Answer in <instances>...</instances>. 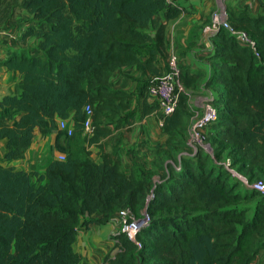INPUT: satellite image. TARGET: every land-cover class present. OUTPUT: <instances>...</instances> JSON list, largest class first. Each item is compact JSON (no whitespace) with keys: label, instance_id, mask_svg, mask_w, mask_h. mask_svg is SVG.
<instances>
[{"label":"trees","instance_id":"16d2710c","mask_svg":"<svg viewBox=\"0 0 264 264\" xmlns=\"http://www.w3.org/2000/svg\"><path fill=\"white\" fill-rule=\"evenodd\" d=\"M160 12L168 21L181 11L166 0H0V24L10 28L26 14L19 40L30 41L1 62L22 80L0 97L4 158H22L36 130L56 132L54 148L64 154L42 172L0 167V264H78L73 244L82 216L105 224L124 208L136 217L145 212L148 223L137 233L140 246L114 235L119 250L105 264H255L264 251V196L216 163L229 158L249 181L264 180V14L227 11L258 55L220 27L211 36L209 75L189 73L180 61L171 114L144 99L142 115L157 109L166 135L150 169L127 174L111 153L91 155V145L102 149L108 124L134 114L131 94L112 89L110 76L122 66L143 69L164 50ZM201 93L218 112L205 128L212 154L187 142L195 112L189 100ZM69 117L70 135L58 124Z\"/></svg>","mask_w":264,"mask_h":264},{"label":"crops","instance_id":"0c3cea01","mask_svg":"<svg viewBox=\"0 0 264 264\" xmlns=\"http://www.w3.org/2000/svg\"><path fill=\"white\" fill-rule=\"evenodd\" d=\"M180 13L175 18L164 20V13L160 12L159 19L166 24L165 47L161 53L156 54L145 68L136 65L122 66L114 70L110 76V87L131 94V107L133 116L127 117L125 112L115 120V124H108L110 134L102 137L100 144L89 147L92 157L98 159L100 152H109L119 159L122 169L127 173L137 174L140 170L151 168L154 160L153 148L163 144L166 135L161 131V118L158 110L142 115L143 101L154 103L149 97L147 87L155 79L165 74L167 70V57L171 52L178 54L181 64L189 73L203 72L209 75L210 67L208 56L212 50L211 36L203 34V28L210 22V14L219 5L227 11H239L244 8L251 16L264 14V0H175ZM27 15L22 13L21 20L10 28L0 24V97L13 91L15 87H22L20 74L16 70H8L1 62L13 51L29 48L20 42L19 37L27 26ZM153 35L154 30H150ZM26 45V46H25ZM29 51V50H28ZM32 53H37L36 49ZM149 57L147 52L142 60ZM144 88V90H142ZM204 98V93L196 94ZM190 105L200 107L197 101L191 100ZM194 109V108H193ZM204 107L202 108V112ZM103 123L105 119L102 117ZM69 125L72 119H67ZM206 138L207 129L203 131ZM56 132L40 135L36 130L33 141L22 158L5 159L6 139H0V167H14L15 169L37 170L42 172L46 163L57 158L59 152L54 148ZM93 216H98L94 214ZM86 215L82 216L77 228L73 248L80 253L78 264H105L104 257L110 253L112 237L118 232L120 221L113 214L107 223H85ZM255 264H264V251L257 256Z\"/></svg>","mask_w":264,"mask_h":264},{"label":"built area","instance_id":"2783aa9c","mask_svg":"<svg viewBox=\"0 0 264 264\" xmlns=\"http://www.w3.org/2000/svg\"><path fill=\"white\" fill-rule=\"evenodd\" d=\"M166 1L169 3H173V1L175 2V0ZM220 27L226 28L232 35L235 36L236 40L240 44L248 45L253 50V52L258 55L255 42L244 31L237 30L229 23L227 11L223 5H219L215 10L211 12L210 22L203 28L202 31L204 35L211 36ZM166 62L167 71L165 72V74L155 79L147 87L149 97L153 100V102L157 103L158 110L163 115H169L175 110L178 101L177 89L178 87H180V58L178 54L171 52L168 55ZM204 100L206 103L203 112L199 117H197L191 128H189L190 134H188L189 138H187V142L193 150H196V147L195 145H192V142L197 141L202 136L204 129L210 123L214 122L218 116L216 108L212 105V103H210L211 96H205ZM85 111L86 119L84 121L83 127L84 133L89 136L92 134V109L90 106H86ZM58 124L59 128L62 130H66L68 135L72 133V126L69 125L66 120H60ZM58 158L64 159V154L59 153ZM216 163L221 164L230 175L238 179L246 188L256 190L260 195L264 196V180L257 179L254 181H249L246 176L242 175L233 167H231L229 158L223 161H217ZM115 214L120 221V226L116 234H118L119 232L124 233L127 239H129L135 245L140 246V242L137 239V233L141 228L147 225L149 220L148 215L143 212L140 217H136L128 208L120 209ZM114 241L117 243L116 239H114Z\"/></svg>","mask_w":264,"mask_h":264},{"label":"rangeland","instance_id":"374dc122","mask_svg":"<svg viewBox=\"0 0 264 264\" xmlns=\"http://www.w3.org/2000/svg\"><path fill=\"white\" fill-rule=\"evenodd\" d=\"M204 96H208V95H205L204 94ZM191 100L192 101L196 100L197 101V104L200 105V107H197L196 108V106L194 105V102H193L192 105H193V108H194V111L195 112H194L193 117L191 118V122H190V127L189 128H191L192 124L195 122V120L197 119V117H199L201 115L202 108L205 106V103H206L205 100H204V98L199 97L196 94H193L191 96ZM208 129H209V127H208ZM188 134H190V131L188 132ZM192 145H195V147L200 146L201 148H203V150L205 152H207L209 154H212V152H213V149H212V147L209 144V139H208L207 136H206V138L204 137V133H202V136L197 141H193L192 142ZM232 177L230 179H233ZM240 188H242V187H240ZM110 240H111V249H110V253L109 254L112 255V254H114L118 250V246L116 245V242L114 241V238L113 237Z\"/></svg>","mask_w":264,"mask_h":264}]
</instances>
